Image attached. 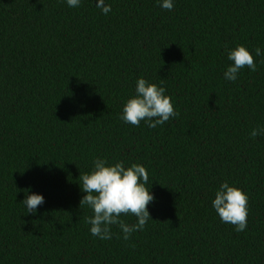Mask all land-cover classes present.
Segmentation results:
<instances>
[{"label": "trees", "instance_id": "obj_1", "mask_svg": "<svg viewBox=\"0 0 264 264\" xmlns=\"http://www.w3.org/2000/svg\"><path fill=\"white\" fill-rule=\"evenodd\" d=\"M0 0V264H264V0ZM257 64L234 82L224 49ZM162 83L178 115L119 119L135 80ZM139 163L153 220L124 240L89 233L79 173L94 157ZM248 196L234 231L211 207L221 181ZM44 203L25 213L23 189ZM125 223L135 216L121 215Z\"/></svg>", "mask_w": 264, "mask_h": 264}, {"label": "clouds", "instance_id": "obj_2", "mask_svg": "<svg viewBox=\"0 0 264 264\" xmlns=\"http://www.w3.org/2000/svg\"><path fill=\"white\" fill-rule=\"evenodd\" d=\"M92 2L103 15L112 10L106 0ZM155 2L160 8L172 11L175 0ZM64 3L69 8H78L82 0H64ZM224 53L230 62L222 73L225 81H236L240 70L245 67L249 71L256 70L253 55L245 46L235 44L225 47ZM252 53L260 57L264 55V50L256 47L252 49ZM177 115L171 97L166 94L162 83H153L140 76L135 80L134 94L122 100L119 119L132 126H139L143 121L148 128H156ZM249 136H264V126L258 125L251 129ZM78 185L84 193L79 200V208L86 206L91 211V215L85 217L89 233L101 241L112 239V225L118 226L122 238L128 240L132 233L142 231L149 220H153L147 206L154 202L155 197L150 191L149 175L139 163L126 166L124 161L111 162L102 156L94 157L90 169L79 173ZM22 191L24 195L20 202L25 213L35 214L38 206L44 203L43 195L32 192L29 188ZM247 204V194L227 180L219 183L211 199V207L220 221L231 224L236 232H242L247 227ZM129 214L135 216V223L128 224L120 219L121 215Z\"/></svg>", "mask_w": 264, "mask_h": 264}]
</instances>
